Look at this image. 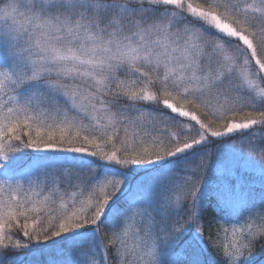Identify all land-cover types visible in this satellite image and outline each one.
Listing matches in <instances>:
<instances>
[{
  "label": "snow or ice",
  "instance_id": "obj_1",
  "mask_svg": "<svg viewBox=\"0 0 264 264\" xmlns=\"http://www.w3.org/2000/svg\"><path fill=\"white\" fill-rule=\"evenodd\" d=\"M240 154L264 186V0H0V264H250Z\"/></svg>",
  "mask_w": 264,
  "mask_h": 264
},
{
  "label": "trees",
  "instance_id": "obj_2",
  "mask_svg": "<svg viewBox=\"0 0 264 264\" xmlns=\"http://www.w3.org/2000/svg\"><path fill=\"white\" fill-rule=\"evenodd\" d=\"M209 150L213 153L214 159L211 161L212 167L209 168L208 174H207V182L209 186V192L211 193L214 185L217 181V166L220 165L224 158L225 154L230 152L231 149L228 147H217L214 144L209 145ZM239 159L241 160H248L250 162V166L253 169H256L257 171H248L242 168L238 169V174H242L246 180L249 183H252L253 186L248 191L249 200L256 205V208L254 209V214H258L260 212H264V208H261L260 205H264V186L261 185L260 180L261 176L259 174L260 165L252 160L251 158L247 157L245 154H240ZM216 206V200L214 196L209 195V211L212 212L215 210ZM248 208H242L240 210V214L244 215V218L241 219L240 223H244V219H247L249 216ZM220 215L224 217L225 219L231 220V210L228 208H220ZM220 224L222 225L219 229L220 235L222 231L224 230L225 226L228 224H225L223 221H220ZM216 228H213V234L215 235ZM250 264H264V255H261L260 252H257L254 254V256L250 257Z\"/></svg>",
  "mask_w": 264,
  "mask_h": 264
},
{
  "label": "rangeland",
  "instance_id": "obj_3",
  "mask_svg": "<svg viewBox=\"0 0 264 264\" xmlns=\"http://www.w3.org/2000/svg\"><path fill=\"white\" fill-rule=\"evenodd\" d=\"M239 227V225H237ZM225 228H228L229 232L231 231V224H228L225 226ZM221 238L224 242H227L225 239H224V230L222 231L221 233Z\"/></svg>",
  "mask_w": 264,
  "mask_h": 264
}]
</instances>
